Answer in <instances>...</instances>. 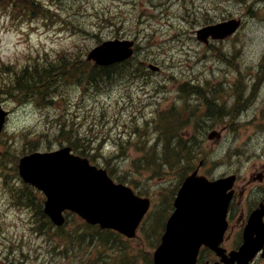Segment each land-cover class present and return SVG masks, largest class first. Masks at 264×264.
I'll return each instance as SVG.
<instances>
[{"label": "rangeland", "instance_id": "1", "mask_svg": "<svg viewBox=\"0 0 264 264\" xmlns=\"http://www.w3.org/2000/svg\"><path fill=\"white\" fill-rule=\"evenodd\" d=\"M30 1L19 0L13 10L0 4V85L60 55L84 64L100 41L133 40L135 53L115 78L101 82L88 84L66 72L46 103L0 91V104L11 112L0 137V264H148L180 171L162 168L167 173L156 176L138 160L161 156L164 144L178 151L180 133V140L195 142L188 148L195 157L191 165L205 160L204 171L214 176L250 167L245 153L264 152V0ZM230 19L241 21L234 36L207 45L196 39L207 24ZM91 64L82 65L83 71ZM148 64L159 72L149 71ZM51 81L42 89L49 90ZM183 86L203 92H184ZM205 101L211 111H221L227 126L206 118ZM172 120L181 125L177 135L161 130ZM215 132L220 139L209 140ZM62 133L90 144L100 165L109 159L115 172L151 200L143 233L119 238L113 252L66 244L60 237L78 224L75 217L63 231L47 229L18 198L16 157L67 145L57 137Z\"/></svg>", "mask_w": 264, "mask_h": 264}, {"label": "water", "instance_id": "2", "mask_svg": "<svg viewBox=\"0 0 264 264\" xmlns=\"http://www.w3.org/2000/svg\"><path fill=\"white\" fill-rule=\"evenodd\" d=\"M237 27L236 21H229L204 28L197 35L202 41L209 35L219 39L232 34ZM131 46L129 41H106L90 51L87 60L100 65L120 62L131 56ZM5 115L0 109V131ZM69 151L63 148L50 154L35 153L20 161L23 179L47 196L45 212L60 225L63 222L61 212L68 208L91 224L99 223L101 228H113L128 237L133 236L148 209V199L134 196L122 185H114L104 172L88 166L86 160L71 156ZM231 183L230 179L208 183L195 173L185 179L153 264H193L195 249L206 237L205 219L216 210L224 216L228 198L225 199L223 193Z\"/></svg>", "mask_w": 264, "mask_h": 264}, {"label": "flooded vegetation", "instance_id": "3", "mask_svg": "<svg viewBox=\"0 0 264 264\" xmlns=\"http://www.w3.org/2000/svg\"><path fill=\"white\" fill-rule=\"evenodd\" d=\"M227 229L221 242L203 246L200 264H243L230 254L243 246L252 253L247 264H264V163L237 174L227 212Z\"/></svg>", "mask_w": 264, "mask_h": 264}, {"label": "trees", "instance_id": "4", "mask_svg": "<svg viewBox=\"0 0 264 264\" xmlns=\"http://www.w3.org/2000/svg\"><path fill=\"white\" fill-rule=\"evenodd\" d=\"M81 63H79L78 61H72V63L68 64L67 67H65V63L62 62V66L58 67V70L63 71V72H67L69 71L72 75H74L76 72L77 74L81 75V76H85V73H83L82 68H81ZM52 71L45 68V69H33L32 72H28L25 74V80L24 78L21 79V81L19 79H13L9 82H3L0 85V91L3 92V96H4V91L6 92V94H13V98L15 99V95L24 92V94L30 95V92H35V90H33L32 86L34 87H39L41 85V81L43 80V77L46 74H49V78L51 76H53ZM108 77V68H100V67H92L90 71H87L86 73V80H88L91 83H94L96 81H99L101 78L106 79ZM7 84V85H5ZM11 84V85H9ZM3 85H5L3 87ZM43 85L40 87L42 88ZM29 93H27V92ZM48 90H43L40 89L37 91V94L39 97L43 98V95L47 92ZM50 92V90H49ZM178 125V124H177ZM162 130H164V132H167V130L163 127ZM174 130L173 127L170 128V131L172 132ZM167 134H169L167 132ZM165 140V139H164ZM80 138L76 137L75 135H73L72 137H70L68 139V143L69 145H71L74 149V151L77 153L78 147L79 145H83L84 143H79ZM166 141V140H165ZM183 148H185L183 146ZM163 149H164V156H160V158L156 159L154 157H147L144 158L143 160L139 161L140 162V166L141 168H146V169H153V173L156 174V176H161L163 174H165V171H161L162 168H164V170H168V169H174L176 168L177 165L181 164V162H183V159L181 158L180 152H176L173 153L172 149L168 146V144H164L163 145ZM82 152H80L79 154H81ZM82 155V154H81ZM85 155V154H83ZM89 157V156H87ZM90 158V157H89ZM92 160V158H90ZM185 160V159H184ZM186 163V161H184ZM97 230V229H95ZM98 233L99 230H97ZM67 236L70 237V239L68 240V242L72 243L74 241V243L77 242H83L82 237H77V235H72V234H68ZM107 241H104V244H106Z\"/></svg>", "mask_w": 264, "mask_h": 264}]
</instances>
